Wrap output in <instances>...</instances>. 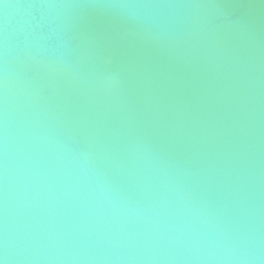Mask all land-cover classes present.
<instances>
[{
  "label": "water",
  "instance_id": "obj_1",
  "mask_svg": "<svg viewBox=\"0 0 264 264\" xmlns=\"http://www.w3.org/2000/svg\"><path fill=\"white\" fill-rule=\"evenodd\" d=\"M0 258L264 264V0H0Z\"/></svg>",
  "mask_w": 264,
  "mask_h": 264
},
{
  "label": "clouds",
  "instance_id": "obj_2",
  "mask_svg": "<svg viewBox=\"0 0 264 264\" xmlns=\"http://www.w3.org/2000/svg\"><path fill=\"white\" fill-rule=\"evenodd\" d=\"M5 79H7V75H5ZM0 264H6V260L4 258H0Z\"/></svg>",
  "mask_w": 264,
  "mask_h": 264
}]
</instances>
